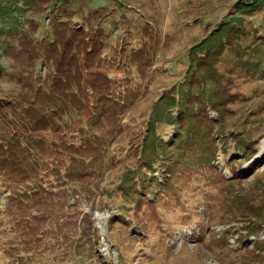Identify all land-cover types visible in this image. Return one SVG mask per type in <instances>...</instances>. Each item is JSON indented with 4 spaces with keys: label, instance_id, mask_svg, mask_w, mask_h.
<instances>
[{
    "label": "rangeland",
    "instance_id": "1",
    "mask_svg": "<svg viewBox=\"0 0 264 264\" xmlns=\"http://www.w3.org/2000/svg\"><path fill=\"white\" fill-rule=\"evenodd\" d=\"M0 264H264V0H0Z\"/></svg>",
    "mask_w": 264,
    "mask_h": 264
},
{
    "label": "trees",
    "instance_id": "2",
    "mask_svg": "<svg viewBox=\"0 0 264 264\" xmlns=\"http://www.w3.org/2000/svg\"><path fill=\"white\" fill-rule=\"evenodd\" d=\"M211 69V68H210ZM188 90V89H187ZM183 92H185V91H183ZM176 99H178V105L176 106V107H180V106H182V105H184V107H185V109H189V108H191V106H192V104H193V101L194 102H196L197 104H198V107H199V109H202V107H205V106H209V107H212V108H217V110H219L218 109V107L217 106H221V102H220V100L222 99V98H219V100H217V101H215V102H204V104L203 105H200V103L199 102H197L196 100H195V98H194V96H191L188 92L187 93H184L182 96H180V95H176V85L174 84L173 86H172V88H171V92L169 93V95H166V96H164L163 97V105H164V109H165V111H167L168 109L169 110H172V109H174V108H176V107H174L175 106V104H176ZM191 99V100H190ZM192 102V103H191ZM191 103V104H190ZM192 109V108H191ZM193 110V109H192ZM203 110V109H202ZM168 113H169V111H167ZM177 112H178V110H177ZM193 112H194V110H193ZM170 114V113H169ZM179 112H178V115L177 116H179ZM170 116H171V121L172 122H174L176 119H174V118H176V117H172V115L170 114ZM159 117V116H158ZM220 121H221V123L219 124V128L221 129H223V127H222V123H223V119L220 117ZM187 130V129H186ZM152 132V131H151ZM175 133H176V131H175ZM186 134H188V131H186ZM172 139V138H171ZM173 139H179V138H177V135H176V137H174ZM169 142H171V141H169ZM173 144V143H172ZM166 146V145H165ZM154 160L155 159H153L152 161H150L151 163L152 162H154ZM162 162H165V161H162ZM150 163V164H151ZM171 164H172V162H169L168 163V165H169V167L171 166ZM167 165V166H168ZM150 169V168H149ZM152 170L150 169V170H148L147 172H151ZM129 173V172H128ZM134 175H133V179L135 180V179H138V181H139V183H140V177H139V174H140V172L138 171V170H135L134 172ZM126 177V176H125ZM124 181H127V180H125L124 179ZM143 185V184H142ZM261 224V223H260ZM258 225V226H250L249 224L248 225H245V227H243V229L246 231V233L247 234H254L255 232H257V231H260L261 230V227H262V225ZM261 226V227H260Z\"/></svg>",
    "mask_w": 264,
    "mask_h": 264
}]
</instances>
